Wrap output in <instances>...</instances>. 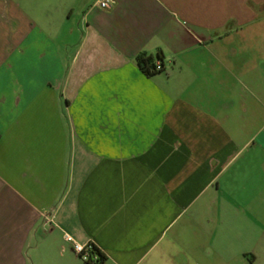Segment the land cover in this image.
Here are the masks:
<instances>
[{"label":"crops","instance_id":"0c3cea01","mask_svg":"<svg viewBox=\"0 0 264 264\" xmlns=\"http://www.w3.org/2000/svg\"><path fill=\"white\" fill-rule=\"evenodd\" d=\"M66 235L258 264L264 0H0V264H87Z\"/></svg>","mask_w":264,"mask_h":264},{"label":"built area","instance_id":"2783aa9c","mask_svg":"<svg viewBox=\"0 0 264 264\" xmlns=\"http://www.w3.org/2000/svg\"><path fill=\"white\" fill-rule=\"evenodd\" d=\"M98 5L101 8L107 9L113 5V0H98ZM156 71H162L164 69L163 64L158 61L156 63ZM65 240L72 244L74 252L86 263L96 264L98 262V256L94 255L91 243L80 244L74 240L70 235L65 236Z\"/></svg>","mask_w":264,"mask_h":264},{"label":"trees","instance_id":"16d2710c","mask_svg":"<svg viewBox=\"0 0 264 264\" xmlns=\"http://www.w3.org/2000/svg\"><path fill=\"white\" fill-rule=\"evenodd\" d=\"M162 57H158V61H160L162 63ZM139 64L142 67V69L148 74V75H154L157 72L160 71H156V64L153 60V58L151 57H146V56H142L139 60ZM163 71V70H162ZM92 245V250L94 255L98 256V262L96 264H103L106 260L105 255L93 244ZM87 264H91V263H87Z\"/></svg>","mask_w":264,"mask_h":264},{"label":"rangeland","instance_id":"374dc122","mask_svg":"<svg viewBox=\"0 0 264 264\" xmlns=\"http://www.w3.org/2000/svg\"><path fill=\"white\" fill-rule=\"evenodd\" d=\"M63 242H65L66 243V241H65V237H60V238H58L57 240H56V245H63ZM52 243H50V245H51ZM258 257H259V262H258V264H264V253H259L258 254Z\"/></svg>","mask_w":264,"mask_h":264}]
</instances>
